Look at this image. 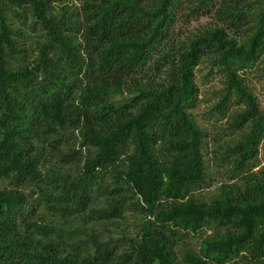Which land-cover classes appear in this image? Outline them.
<instances>
[{
    "label": "trees",
    "instance_id": "16d2710c",
    "mask_svg": "<svg viewBox=\"0 0 264 264\" xmlns=\"http://www.w3.org/2000/svg\"><path fill=\"white\" fill-rule=\"evenodd\" d=\"M53 1L0 0V264H264V0H196L183 39L182 0ZM203 62L240 107L208 199Z\"/></svg>",
    "mask_w": 264,
    "mask_h": 264
},
{
    "label": "rangeland",
    "instance_id": "374dc122",
    "mask_svg": "<svg viewBox=\"0 0 264 264\" xmlns=\"http://www.w3.org/2000/svg\"><path fill=\"white\" fill-rule=\"evenodd\" d=\"M61 3L78 5V2L75 0H56L53 1L52 4ZM195 4H197L196 0H182V13L179 15L174 27L175 33L179 34L181 39L190 36L202 27L208 26L214 22L213 19L207 15L199 18L191 15L185 17V14L189 13ZM181 15L185 16L183 17ZM32 40L33 39L30 41L32 42ZM262 68L263 64L258 63L240 72L252 92L256 95L259 107L264 112V70ZM195 82L199 91L197 105L192 110V114L195 120L205 128L207 132L203 152L206 166L209 168L208 185L207 187L204 186L196 194L208 199L209 196H213L216 193L220 183L227 179L223 173L224 169L217 166L214 160V153L215 151L219 153L226 145H233L239 138L240 134L238 132L229 129L228 121L230 114L240 107L231 104L223 117L214 111V106L219 100L223 86V74L216 67H211L206 62L199 64L195 71ZM255 163L256 166L252 169L253 171L258 170L259 167L264 165V150L262 147L259 149ZM127 219L131 221V216L127 215ZM202 234L203 232H198L191 236L190 241L193 246L197 245L199 237Z\"/></svg>",
    "mask_w": 264,
    "mask_h": 264
}]
</instances>
